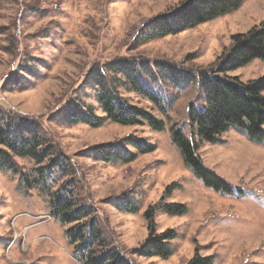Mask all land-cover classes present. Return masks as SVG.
Returning <instances> with one entry per match:
<instances>
[{
    "label": "rangeland",
    "instance_id": "obj_1",
    "mask_svg": "<svg viewBox=\"0 0 264 264\" xmlns=\"http://www.w3.org/2000/svg\"><path fill=\"white\" fill-rule=\"evenodd\" d=\"M182 1L0 0V111L37 125L65 161L64 170L45 169L46 179L38 172L45 164L30 158L14 159L17 172L0 169V264H84L80 244L67 236L74 224L63 225L52 213L55 194L67 192L93 210L103 242L91 249L96 254L112 252L129 264H190L208 257L213 264H264V144L233 128L215 143L201 142L190 117L206 101L200 76L234 36L264 26V0H244L236 11L192 30L148 40L152 23ZM114 63L131 64L138 87L161 104L138 92L129 75L109 73L106 66ZM96 68L125 104L162 121L163 129L108 120L98 102ZM173 76L194 80L175 84ZM228 77L258 80L264 61ZM90 108L104 120L99 128L68 123L70 112ZM174 129L196 142L202 164L233 195L195 177L173 142ZM129 137L155 151L130 163H106L97 154ZM169 206L184 211L170 213ZM170 232L169 258L138 255L150 236Z\"/></svg>",
    "mask_w": 264,
    "mask_h": 264
},
{
    "label": "trees",
    "instance_id": "obj_2",
    "mask_svg": "<svg viewBox=\"0 0 264 264\" xmlns=\"http://www.w3.org/2000/svg\"><path fill=\"white\" fill-rule=\"evenodd\" d=\"M243 1L183 0L179 8L171 14L160 17L152 23L148 40L192 30L236 11L241 7ZM255 60L264 61V26L254 28L246 34L234 36L231 47L218 59L217 64L200 76V82L205 92V105L201 109L192 108L190 113L191 123L197 128L199 141L215 143L221 134L233 128L245 134L250 142L264 144V77L248 83L228 77V73ZM142 67L148 68L146 64H142ZM106 69L113 75L118 76L122 73L129 75L138 92L147 95L153 103L161 104L158 96L138 87V82L134 77L135 69L131 64L114 63L106 66ZM93 75L100 88L98 102L108 120L122 126L148 123L156 131L163 129L162 121L141 109L125 104L116 92L108 87L105 82V73L101 71V68L93 70ZM171 79L175 84H189L194 80L191 76H173ZM8 115L0 111L1 170L17 172L15 158H30L39 166L45 164L38 170L43 179L47 178L44 175L47 169H65V161L58 157L56 149L48 144L37 125ZM103 121V118L96 116L91 108L85 111L70 112L68 116V123L71 125L83 123L93 128H99ZM173 142L181 150L186 165L205 187L225 195L234 194L229 184L202 164L197 155L196 142L187 138L181 129L173 130ZM128 145L133 147L136 152L126 149ZM96 151L106 163H130L135 160L137 154L154 152L155 146L144 140L129 137L124 141V144L109 145ZM55 195V198L52 199V213L63 225L74 224L67 231V236L71 244H80L83 253L81 260L84 264H129L112 252L96 254L91 251L95 245L103 246L101 232L95 226L93 210L76 201L71 192ZM134 210L137 211L136 208L132 211ZM167 211L182 214L184 207L169 206ZM87 219H90L89 225H87ZM174 238L172 232L163 238L150 236L137 250V253L143 257L156 256L167 259L172 254L167 243ZM190 264H213V262L208 257L196 259Z\"/></svg>",
    "mask_w": 264,
    "mask_h": 264
}]
</instances>
